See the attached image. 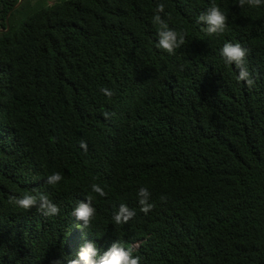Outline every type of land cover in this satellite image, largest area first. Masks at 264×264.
I'll use <instances>...</instances> for the list:
<instances>
[{
    "label": "trees",
    "instance_id": "trees-1",
    "mask_svg": "<svg viewBox=\"0 0 264 264\" xmlns=\"http://www.w3.org/2000/svg\"><path fill=\"white\" fill-rule=\"evenodd\" d=\"M17 2L0 0V264H50L115 240L136 245L140 264H264V5L214 0L227 29L208 36L197 18L213 0ZM160 3L188 33L174 55L155 46ZM229 41L249 49L255 87L224 64ZM56 171L64 179L49 185ZM33 191L60 213L8 203ZM86 196L96 216L83 229L72 213ZM122 203L136 215L116 224Z\"/></svg>",
    "mask_w": 264,
    "mask_h": 264
},
{
    "label": "clouds",
    "instance_id": "clouds-1",
    "mask_svg": "<svg viewBox=\"0 0 264 264\" xmlns=\"http://www.w3.org/2000/svg\"><path fill=\"white\" fill-rule=\"evenodd\" d=\"M250 8H259L264 5V0H238V7L244 6ZM165 13V4L160 3L156 6L155 13L152 17V23L157 26L156 48L162 49L169 55H174L176 50L186 43L187 31L177 30L170 27L168 22L161 16ZM167 15V14H166ZM228 15L221 7L213 3L200 13L197 18L198 24H203L202 29L208 36L223 34L227 29ZM249 49L240 42H226L220 49V56L227 66H235L238 70L236 79L242 81L250 89L256 86L255 77L249 71L247 66V57ZM183 69V66H181ZM100 91L109 99L115 95V92L107 87H101ZM106 119H110L115 113L105 111L103 113ZM80 147L87 151V142L80 141ZM64 179L63 175L56 171L47 176L46 182L49 185L56 186ZM91 191L100 197L107 196L105 188L98 183L91 184ZM137 196L139 198L140 211L147 215L154 207V203L150 202L151 193L146 186L138 189ZM162 201H166L165 196H161ZM86 201H81L73 209V215L82 221L81 228L87 229L96 216V208L93 206V197L86 196ZM8 203L23 210H30L36 207L44 216L51 217L60 213V208L55 204L47 194L39 191L25 192L21 195H9ZM136 215L134 209L128 207L127 204H120L118 210L113 214V221L116 224H126ZM136 245L125 246V243L115 240L110 247L102 253L97 248L94 241H88L83 244L76 258H56L50 264H140L141 256L134 254Z\"/></svg>",
    "mask_w": 264,
    "mask_h": 264
},
{
    "label": "water",
    "instance_id": "water-1",
    "mask_svg": "<svg viewBox=\"0 0 264 264\" xmlns=\"http://www.w3.org/2000/svg\"><path fill=\"white\" fill-rule=\"evenodd\" d=\"M21 1L22 0H18V2H17V4L15 5V7H17V6H19L20 5V3H21ZM10 13V12H9ZM6 21L8 22V15H7V17H6ZM8 29V25H7V27H6V30ZM0 30H2V29H0Z\"/></svg>",
    "mask_w": 264,
    "mask_h": 264
}]
</instances>
